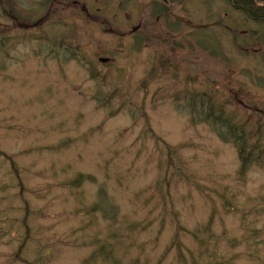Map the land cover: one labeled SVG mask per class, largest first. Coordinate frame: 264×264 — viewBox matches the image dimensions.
<instances>
[{
  "label": "rangeland",
  "instance_id": "1",
  "mask_svg": "<svg viewBox=\"0 0 264 264\" xmlns=\"http://www.w3.org/2000/svg\"><path fill=\"white\" fill-rule=\"evenodd\" d=\"M0 264H264V24L224 0H0Z\"/></svg>",
  "mask_w": 264,
  "mask_h": 264
},
{
  "label": "trees",
  "instance_id": "2",
  "mask_svg": "<svg viewBox=\"0 0 264 264\" xmlns=\"http://www.w3.org/2000/svg\"><path fill=\"white\" fill-rule=\"evenodd\" d=\"M224 1L232 9L243 14L248 20L258 24H264V0ZM174 23H176V21ZM192 101L191 106L193 107ZM206 103L207 104L205 105V103L201 101V115H197L201 116L205 121L211 123V125L216 129V132L219 133L222 140H230L237 146L239 145V152L243 164L249 163L252 157L256 155L254 153L255 150L253 146L248 150L246 149L248 142L247 135H245L241 127L236 126L234 118L225 114L222 108H214L209 100ZM243 167H245V165H242V168Z\"/></svg>",
  "mask_w": 264,
  "mask_h": 264
},
{
  "label": "water",
  "instance_id": "3",
  "mask_svg": "<svg viewBox=\"0 0 264 264\" xmlns=\"http://www.w3.org/2000/svg\"><path fill=\"white\" fill-rule=\"evenodd\" d=\"M174 19H175L176 21H178V22H180V23H182V24L188 26V27H193V26H191V24H190L189 22H187V21H185V20H182V19H179V18H177L176 16H174ZM195 28H201V27H195Z\"/></svg>",
  "mask_w": 264,
  "mask_h": 264
}]
</instances>
